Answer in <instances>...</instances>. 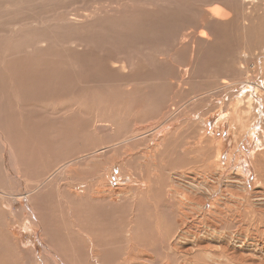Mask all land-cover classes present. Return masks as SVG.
Masks as SVG:
<instances>
[{
  "label": "rangeland",
  "instance_id": "obj_1",
  "mask_svg": "<svg viewBox=\"0 0 264 264\" xmlns=\"http://www.w3.org/2000/svg\"><path fill=\"white\" fill-rule=\"evenodd\" d=\"M11 1L0 0L4 4ZM165 1L30 0L19 12L6 11L0 21L3 27L0 40L5 45L31 39L33 33H51L50 37L39 41V47L31 49L23 44L19 48L22 51L26 47L28 57L21 53L17 65L24 68L25 59L28 62L29 57L31 61H38V64L35 62L38 66L32 68L37 71L35 77L40 78L41 85L25 89L23 81L5 76L6 72L0 69V127L17 151L20 170L19 173L6 157L7 165L0 153V191H3L0 193V264H52L54 257L61 264H127L122 262L126 259L122 254L127 239L124 232L135 215L131 204L124 205L128 207L125 211L109 203L90 201L86 195L95 194L97 190H120L126 200L136 192L145 191L148 180L153 189L149 195L157 197H148L147 202L137 208L140 218L150 222L156 219L155 213L159 210L161 226L166 225V230L173 217L161 209L168 204L165 191L181 189L179 172L188 173L186 177L192 185H197L204 174L200 168L201 149L192 152L185 149L194 147L193 142L202 143L201 147L211 146L213 164L218 155L215 167L222 174L220 187L225 180L238 176L246 180L251 190L258 188L253 160L264 153L261 116L264 109V0L245 5L242 0H235L240 2L236 6L237 21L216 28L213 23L209 29L199 24L207 8L206 0H180L181 34L196 36L183 42L185 46L170 38L165 40L173 31L174 26L167 29L171 22L158 29L159 32L167 29L164 34L154 32L152 37L137 23L128 27L129 32L121 39L111 28L113 23L101 27L102 19L107 16V20L113 14L116 18L120 14L118 10L126 12L130 5L134 8L132 11H154L161 9ZM135 18L136 21L141 19L136 14ZM4 19L8 21L6 27ZM47 28L50 31H44ZM105 28H110L111 34L103 33L101 29ZM201 30L206 32L204 39L197 37ZM4 59L9 58L4 56ZM222 79L228 80L231 87H221ZM43 84L51 87H43ZM247 99L259 112L254 120V111ZM223 114L230 116L220 119ZM168 116L167 124L147 134L148 137L121 143L131 138L133 131L156 127ZM97 125H110L111 130L107 132ZM160 142L164 145L159 146L161 153L159 151V158L155 159L156 167L146 163L144 166L145 154ZM104 147L106 151L94 153ZM78 157L82 159L70 163L63 173L59 171L52 179L50 177L39 193L32 194V200H29L31 195L12 199L19 185L30 188L33 183L48 178L64 162ZM18 173L17 179L15 174ZM218 199L215 195L211 203ZM232 230L228 232H235ZM154 232L146 235L148 244L151 236L156 239L167 236L165 232L160 235ZM160 240H157L158 258L164 255V244H160ZM94 247L100 255L98 258H93ZM105 253L112 257L107 258Z\"/></svg>",
  "mask_w": 264,
  "mask_h": 264
},
{
  "label": "bare ground",
  "instance_id": "obj_2",
  "mask_svg": "<svg viewBox=\"0 0 264 264\" xmlns=\"http://www.w3.org/2000/svg\"><path fill=\"white\" fill-rule=\"evenodd\" d=\"M43 1H45V0H43ZM134 1H136V0H134ZM255 1H257V0H242V3L245 5L247 3L255 2ZM179 2H180V0H166L164 2L166 4L163 7H161V9H156L154 11L153 10H145V11H141V12L132 11L134 8H131L132 5H130L131 9L129 8V10L126 11L128 14H126V12H124V11L121 12L120 10H118V12H120V14L116 18H113L114 17V14H113V17H110L107 20H106L107 16H106V18L102 19L101 20V22H102L101 27H104L106 24H112L113 23L111 25V28L113 30H115V35L120 37V39H121V37H124L125 33L129 32L128 27L136 25V23H137L138 25H141L143 27V29H146L145 32L150 37L154 32L158 33L159 28H163L169 22H171V24L169 26H167V29L171 26H174V28H173V31H171L170 33L167 34L165 40L168 41V39L170 38L171 40L174 41V43L179 41L181 46H185L182 44L183 42L187 43L188 39H191V37L196 38V36H191L190 34H187V33L181 34V27L179 25V22L181 21L182 10H181V6H180ZM28 3H30V0H26L25 2H24V0H22V1L21 0H19V1L18 0H12L10 2V4H4L3 2H0V21L2 20L4 15L6 16V14H5L6 11H10L13 13L17 12V11L19 12V8L21 6H25ZM11 4L15 5V7H11ZM205 4H207V8L205 7L206 9L203 10L204 11L203 12L204 17H201V19H200L201 22L199 23V24H201V28H208L209 29L210 25H212L213 23H214L215 28L216 27H223L225 25L227 26L228 24L234 23V21L236 19H238V11L236 9V6H238V4H240V2H236L235 0H206ZM51 5L49 6L50 10H51ZM41 6L43 7V5H41ZM126 6H129V5H126ZM25 8H27V7H25ZM43 8H45V7H43ZM120 8H122V7H120ZM31 9H33V8L31 7ZM122 10H124V9H122ZM138 10L140 11V8ZM29 13L32 14L33 12L30 11ZM135 14L141 18L139 21H136ZM9 17H10V15H9ZM108 17H109V15H108ZM11 18H13V17H11ZM11 18H9V19H11ZM4 22H5V19H4ZM4 22H2V23H4ZM7 22H5V25L3 24L5 27H6ZM90 23H91V21H90ZM0 25H1V23H0ZM89 26H91V25H89ZM5 27H4V29H5ZM90 29H92V28H90ZM90 29H88V30H90ZM97 29H98V27H97ZM143 29H142V31H143ZM46 30L50 31V30H48V28L45 29L44 31H46ZM56 30H57V28H56ZM101 30L103 31V33H106V34L111 32L110 28H105L104 30L103 29H101ZM142 31H140V32H142ZM165 31L162 32V30H161L162 33L159 32V33H161L160 35L164 34ZM19 32L21 33V31H19ZM42 32L41 33H33L32 32L33 33L31 35L32 38L28 39V37L26 36L28 40L22 41L24 43L16 42V40H15V43L5 45L0 40V53H1L0 55L4 54L3 58L2 59L0 58V64L4 63L0 69H2L3 71L6 72V73H4L5 76L6 75L12 76V77H14L15 80L20 79L21 83L23 81L25 89L30 87V86H31V88H34L36 85H41L42 82L40 81V78L35 77V74L37 73V71H35L32 68V66H34V67L38 66V65H36V64H38L37 63L38 61H35L33 59L31 61L30 57H29L28 62L26 61V59H25V62L27 64H29L31 61L32 64H34V65H32L31 63L29 65H27L24 63V65H25L24 68L17 65L18 64L17 63L18 57L21 55V53H23L25 56L28 55L27 51L25 50L26 47L23 50L21 49L22 51H20L19 48H22L23 44L28 46V48H29V46L32 47L31 49L35 48L40 43L39 42L40 40H43V38L49 36L51 33L50 32L49 34H44ZM92 32L94 33V29ZM13 33H14V31H13ZM13 33H12V35H13ZM45 33H47V32H45ZM53 33L54 32H52V34ZM95 33H97V32H95ZM131 33H133V32L131 31ZM143 33H144V31H143ZM60 34H62V33H60ZM89 34H90V31H89ZM205 34H206V32L204 30H201L199 32V34H197V37L204 39L206 37ZM14 35H16V34L14 33ZM56 37H57V35H56ZM98 37L99 36L97 35L96 39H98ZM45 39H47V38H45ZM48 39L51 40L50 38H48ZM206 39H208V37ZM20 40H21V38H20ZM197 41H198V39H197ZM51 42H53V41H51ZM98 42H99V40H98ZM194 42H195V40H194ZM53 44L55 45V43H53ZM54 45H53V47H54ZM37 47H39V46H37ZM74 48H76V47H74ZM89 49H90V47H89ZM36 50L38 51L39 49L36 48ZM192 53H193V51H192ZM60 54H62V53H60ZM4 56L9 58L8 61L6 59H4ZM22 58L23 57H21V59ZM9 60H11V62H10L11 65H10V63H8ZM35 62H36V64H35ZM40 64L42 66L44 63L42 64V62H41ZM59 64H61V63H59ZM30 65H31V67H30ZM26 66H29V67H27V71L25 70ZM185 71L187 72L188 68H186ZM12 77H10V78H12ZM1 78H3V75L1 76ZM51 82H49V84ZM220 84H221V87H223V88L231 87L228 80H226V79H222L220 81ZM42 86L43 87H51L48 84H43ZM15 91H14V93H15ZM19 94H17V95H19ZM29 96H31V94ZM15 97H17V96H15ZM258 101H260V100H258ZM259 104H261V103H259ZM248 105L250 106L252 112L254 111L253 112L254 115H253V119H252V120H254V119H256V116H258L257 114L259 112H257L256 109L254 110V107H253L251 101H249ZM248 109H249V107H248ZM249 112H250V110H249ZM263 112H264V109H263ZM263 112H262L261 116H262V123H263V128H264V113ZM70 115H72V113H70ZM2 116H3V114H2ZM229 116L230 115H228V114H223L220 116V119H225ZM68 118H69V116H68ZM168 121H169V116L164 121H161L156 127L150 126L147 129L141 128L139 130H135L132 132L131 138L124 140L121 143H128L127 141H129V140L134 141L135 139L142 137V136H144V138H146V137H148V136H146L147 134L154 133V132L158 131L162 126L167 124ZM75 123L76 122H74V124ZM100 127L102 130L106 129L107 132L111 130L110 125L109 126L104 125V126H100ZM71 128H72V126H71ZM99 128H97V129H99ZM0 129H1V127H0ZM58 129H60V128L58 127ZM262 130L264 131V129H262ZM98 132H99V130H98ZM168 134H166V135H168ZM191 134L193 137L194 133H191ZM128 137H126V138H128ZM194 137H195V134H194ZM64 139H65V137H64ZM167 139L169 140L168 137H167ZM164 142H163V144H162V142H160V144L155 146L154 149H151L150 151H148L145 154V158L143 159L144 160L143 161L144 166L149 164V166H154V168L156 167L157 163L155 162V159L159 156V151H160L159 146L164 145ZM22 144H23V142H22ZM201 144L199 142H193L194 147L188 146L187 148H185V149L191 150V152L201 149L202 154H203V159H202V162L200 164V168H202V173H204V174L201 175V179L199 180V182L196 183L197 185H195V184L192 185V183H190L188 181L189 178L186 177V174H188V173L179 172L178 177L180 178V176H181V179H182V180L179 179L181 189L175 190V189H171V188L168 189L167 188L168 190L165 191V193H164V197L166 199L165 202L166 203L168 202V204H167V206H164L165 204L164 205L162 204L163 207H161V209H163V211L166 210V213H168L170 216L173 217L172 221L168 224L169 226L166 230H165V226H166L165 224H164L165 225L164 227L161 226L163 223H162V221L159 220V212H158L159 210L156 211L158 209L157 206L154 208L156 211V213H155L156 219L155 218L153 220L150 219L151 223L147 220V218H142V219L140 218V213L138 210L139 206L141 204H143L144 202H147L146 200L148 199V197H151V198L157 197L155 195H152L154 193L151 194L152 196L149 195L150 190L152 192L153 189L150 188L151 183L149 184L148 180H146V190L145 191H142V192H136L135 191L136 193L131 195L130 197L126 198V200L123 196L124 192L120 191V190L119 191L108 190L107 192H105V191L99 192V190H97V192L95 194H91L89 192V195H86L90 201H95V202L102 203V204L109 203V205L115 206L116 208H120V207L125 208V211H126V208H128L126 206H128V204L130 203L131 204V210L133 209L135 211V215H132L133 216L132 221L131 222H130V220L128 221V223L130 222L128 229L126 230V232H124V233H126V236H127L126 248H124L125 250L123 249L124 252H123V254L122 253L121 254L124 255L126 257V259H124L122 262H124V263L126 262L127 264H264V153L259 154L258 156L255 157V160H253L254 161L253 167H254L255 174H256L255 181L259 182L258 188L256 190H251V188L248 185V183L246 182V180L244 178H239L238 176L225 180L223 186L220 187V184L222 182V179H221L222 174L219 172L218 167H215V165H216L215 163L218 161L217 160L218 155H216V158H215L216 162L213 164V162L211 161L212 156L210 153V150L212 149L211 146H208L206 144L203 147H201ZM11 145H12L11 139L7 136V134H5L3 129H1L0 130V153H1L2 159H4V162L6 161L7 165H9L8 163L11 162L12 166L14 168H16L20 173V170H19V167L17 164V160H16L17 151L13 147V145L12 146ZM29 146H31V145H29ZM114 146H115V143H114ZM165 146L162 149H164ZM105 149H106V147H104L100 150H97L94 153L101 152L102 150H105ZM108 152H109V150H108ZM160 153H161V151H160ZM88 155H90V154H88ZM97 155H99V154H97ZM6 157H7L8 163H7ZM160 157H161V155H160ZM80 159H82V157H78V158L73 159L69 162H64L65 164L63 163L61 166H59L56 171H53L48 176V178H46L45 180H43L42 182H40L38 184L33 183L32 186L30 185V188L23 187V186H20L18 184L20 187L18 186V188L16 189L15 194H14L12 199L18 200L21 195H23V197L27 196V198H28L31 195L29 200H32V194L39 193V191L42 190L43 186H45V184L49 182L48 180L50 179V177L52 179L54 175H57V173H59V171L61 173L66 167H68V165L70 163H72V164H73V162L76 163V161L78 162V160H80ZM171 162H173V161H171ZM145 163H146V165H145ZM16 169H14V170L16 171ZM19 173L15 174L16 175L15 177L17 179H18ZM183 176L186 177V179L183 178ZM155 178H156V176H155ZM157 178H159V176H157ZM197 179H199V178H197ZM38 181H41V180H38ZM210 182H212V184H210ZM174 183H176V181ZM186 185H188V186L186 187ZM154 186H156V185H154ZM178 186H179V184H178ZM22 189L25 191V192L23 191L24 193H22L20 191ZM1 191H2V189H1ZM1 191H0V193L3 192V191L2 192ZM159 192H160V190H159ZM215 195H218L219 199H218V201L211 203V200L213 199V197ZM209 203H211V205L209 206L210 210L208 213H206V207H207V205H209ZM125 204H126V206L124 207ZM149 205L151 206V203ZM156 205H158V204H156ZM192 206H194L196 208V210H194V208ZM117 212L120 214L119 209ZM118 213H117V215H118ZM121 215H122V212H121ZM127 215H128V213H127ZM165 217H166V215H165ZM129 219H131V218H129ZM169 220H171V219H169ZM165 222H167V221H165ZM197 224H200L201 226H197ZM229 229H231V230L234 229L235 232H233V233L228 232ZM154 231L158 232L159 235L163 234L165 232L167 236H160L158 239H156V236H151L150 243L148 244L149 239L147 238L146 235L149 233L155 234ZM169 231H170V233H168ZM0 236H2V234H0ZM98 236H99V234H98ZM128 236H130V237H128ZM153 237H155V238L153 239ZM159 239H161L160 244H164V249H165V250L162 249L164 252V255L162 254L161 258H158V255L160 253L156 252L159 249L158 242H157V240H159ZM2 246H4V244H2ZM95 249H96V247H94V249L92 251V255H93V258L94 257L98 258L100 255ZM117 251H119V250L117 249ZM118 253H120V251ZM105 254H106L107 258L112 257V255H110V254H107V253H105ZM9 258H10V255H9ZM51 263L52 264H54V263L61 264L57 260V258H55V257L51 260Z\"/></svg>",
  "mask_w": 264,
  "mask_h": 264
}]
</instances>
